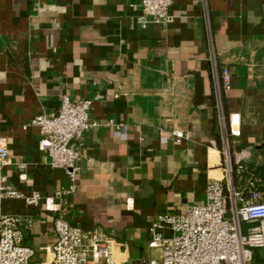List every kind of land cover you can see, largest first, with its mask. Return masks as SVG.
<instances>
[{
    "label": "crops",
    "instance_id": "1",
    "mask_svg": "<svg viewBox=\"0 0 264 264\" xmlns=\"http://www.w3.org/2000/svg\"><path fill=\"white\" fill-rule=\"evenodd\" d=\"M140 2L0 0V135L11 157L4 173L17 190L42 197H4L1 208L33 220L22 231L36 261L57 241L62 208L72 224L127 243L135 264L157 255L148 246L157 216L206 202L208 183L225 176L231 112L242 121L241 136L230 139L234 185L245 195L252 182L264 189V0H173V21L146 28ZM224 65L230 89L217 83ZM63 95L98 96L91 116L101 125L82 136L77 191L68 204L49 205L69 179L39 148V127L25 125L55 113ZM111 118L125 139L105 124ZM174 129L188 139L162 141Z\"/></svg>",
    "mask_w": 264,
    "mask_h": 264
},
{
    "label": "built area",
    "instance_id": "2",
    "mask_svg": "<svg viewBox=\"0 0 264 264\" xmlns=\"http://www.w3.org/2000/svg\"><path fill=\"white\" fill-rule=\"evenodd\" d=\"M172 4L173 0H141L138 23L144 28L150 23H170L174 19ZM216 77L223 89L231 88L232 73L227 65L216 71ZM97 98L72 100L63 95L55 113L43 112L25 125L39 127V148L48 154L53 168L65 169L69 179L54 197L45 199L49 205L68 204L77 191L82 136L101 125L91 116ZM105 124L113 127L118 137L126 138L123 124L112 118ZM241 134V115L231 112L222 148L225 176L208 183L206 202L189 205L179 213L159 214L150 227L148 244L159 253L143 257L137 264H264V252H255L264 250V189L252 182L245 195L235 187L232 177L230 139ZM172 137L181 142L188 134L174 129L161 135L165 142ZM10 163L7 139L0 135V264H135L128 256L127 243L102 230L72 224L65 218V208L54 219L56 243L47 250L45 260H34L35 251L23 243L22 231L23 225L31 226L33 220L4 214L1 204L4 197L22 198L28 204H39L42 197L38 192L26 195L9 184L4 168Z\"/></svg>",
    "mask_w": 264,
    "mask_h": 264
},
{
    "label": "rangeland",
    "instance_id": "3",
    "mask_svg": "<svg viewBox=\"0 0 264 264\" xmlns=\"http://www.w3.org/2000/svg\"><path fill=\"white\" fill-rule=\"evenodd\" d=\"M243 226H244V228H246V225L243 223ZM264 252V250L263 249H255V252ZM256 260V259H255Z\"/></svg>",
    "mask_w": 264,
    "mask_h": 264
},
{
    "label": "trees",
    "instance_id": "4",
    "mask_svg": "<svg viewBox=\"0 0 264 264\" xmlns=\"http://www.w3.org/2000/svg\"><path fill=\"white\" fill-rule=\"evenodd\" d=\"M241 174V173H240ZM234 181L236 182L235 176H234ZM260 188H262V186L258 185Z\"/></svg>",
    "mask_w": 264,
    "mask_h": 264
}]
</instances>
